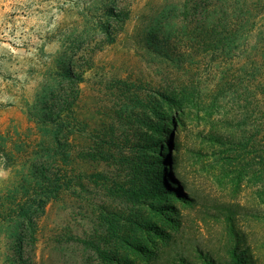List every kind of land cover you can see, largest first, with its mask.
<instances>
[{"label":"rangeland","instance_id":"obj_1","mask_svg":"<svg viewBox=\"0 0 264 264\" xmlns=\"http://www.w3.org/2000/svg\"><path fill=\"white\" fill-rule=\"evenodd\" d=\"M244 1L251 7L247 14L253 15L247 22V27L250 22L254 27L252 33L240 35L234 49L218 55V60L210 62L212 54L204 53L200 68L190 70L152 52L144 35L153 23L164 24L172 34L170 50L172 46L178 53H191L182 34L192 1L0 0V133L32 140L48 92L65 94L78 119L94 120L117 102L115 80L147 88L188 85L205 101L198 108L199 117L194 111L177 115L171 109L163 122L159 140L166 150L158 155L189 202L174 197L163 200L165 209L174 207L171 224L156 215L153 207L127 206L164 232L163 237L152 231L140 235L145 245L142 252L120 248L135 264H232L229 250L238 238H242L238 251H246L244 264H264L260 184L249 178L237 186L231 184L220 165L221 147L203 136L214 128L225 133L239 128L256 134L257 144L264 148V82L259 74L264 33L257 32L258 26L264 32V0L230 3ZM109 9L122 12L118 20L107 15ZM167 14L168 19H163ZM219 64L233 71L236 93L215 91ZM67 69L74 73L72 81L62 76ZM215 100L216 107L210 110ZM172 115L176 116L173 122ZM226 117L229 121L223 120ZM182 118L185 126L179 122ZM4 162L0 158V197L20 179L19 166ZM101 199L107 201L96 189L90 195L95 203ZM228 207L234 213L238 237L229 232ZM80 209L71 197L51 200L37 219L34 239L28 236L23 241L21 218L0 222V264H103L86 242L107 246L104 226L96 215H84Z\"/></svg>","mask_w":264,"mask_h":264},{"label":"trees","instance_id":"obj_2","mask_svg":"<svg viewBox=\"0 0 264 264\" xmlns=\"http://www.w3.org/2000/svg\"><path fill=\"white\" fill-rule=\"evenodd\" d=\"M188 1H192V5L187 9L189 20L182 35L187 38L191 53H178L172 46L170 50L172 34L164 24L153 23L145 31V41L152 47L147 46V49L165 61L186 64L190 70L198 69L204 61V53L212 54L210 62L218 60V55L234 49L240 35L253 31L251 22L250 28L247 27L253 15L247 14L251 7L245 1L236 5L230 3L232 0ZM121 14L107 10V15L113 19L118 20ZM168 17L167 14L163 19ZM257 32L264 33L261 26L257 27ZM260 49L262 71L259 74L264 82L263 40ZM228 59L232 61L231 56ZM218 67L221 70L215 91L231 89L236 93L238 80L233 71L223 70L222 64ZM62 76L72 81L74 73L67 69ZM114 87L118 91L117 102L100 111V116L94 120L78 119L65 94L48 92L47 102L35 120L32 140L0 133V158L7 166L17 164L20 174V179L0 197V222L21 218L20 241L34 237L37 219L48 202L71 197L84 215H96L104 226L107 246L101 248L92 240L86 242L103 264H135L127 251H144L145 245L139 236L152 231L163 237L164 232L143 213L133 212L127 206L131 203L153 207L156 215L171 224L174 207L169 205L165 209L163 200L168 202L174 197L183 203L189 202L187 195L181 192V185L166 171L168 164L165 165L163 156L158 155L159 151L166 150L159 136L171 109L176 110L177 115L194 111L199 117L198 108L205 101L188 85L147 88L131 81L115 80ZM214 104L216 100L209 104L210 110L216 107ZM170 119L173 122L176 116ZM223 120L229 121L227 117ZM179 122L185 126L183 118ZM203 136L221 147L220 165L231 184L237 186L249 178L259 182L260 192L264 193V148L257 144L256 134L239 128L226 133L214 128ZM95 189L109 202L91 201L90 195ZM225 210L229 213L226 217L229 232L238 237L234 234V213L230 207ZM241 240L238 238V243L229 250L232 264L246 261L243 259L246 251H238ZM123 247L127 250L124 254L120 252Z\"/></svg>","mask_w":264,"mask_h":264}]
</instances>
